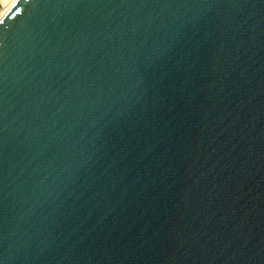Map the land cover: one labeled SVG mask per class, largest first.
<instances>
[{
    "label": "water",
    "instance_id": "obj_1",
    "mask_svg": "<svg viewBox=\"0 0 264 264\" xmlns=\"http://www.w3.org/2000/svg\"><path fill=\"white\" fill-rule=\"evenodd\" d=\"M0 264H264V0H14Z\"/></svg>",
    "mask_w": 264,
    "mask_h": 264
},
{
    "label": "rangeland",
    "instance_id": "obj_2",
    "mask_svg": "<svg viewBox=\"0 0 264 264\" xmlns=\"http://www.w3.org/2000/svg\"><path fill=\"white\" fill-rule=\"evenodd\" d=\"M13 1L14 0H0V16L5 12V10Z\"/></svg>",
    "mask_w": 264,
    "mask_h": 264
}]
</instances>
